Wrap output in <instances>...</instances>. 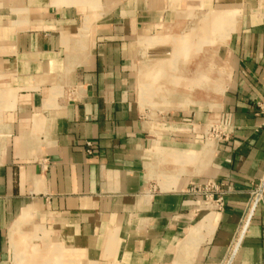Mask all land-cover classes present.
Here are the masks:
<instances>
[{"label":"crops","instance_id":"0c3cea01","mask_svg":"<svg viewBox=\"0 0 264 264\" xmlns=\"http://www.w3.org/2000/svg\"><path fill=\"white\" fill-rule=\"evenodd\" d=\"M259 105L264 0H0V264H264Z\"/></svg>","mask_w":264,"mask_h":264},{"label":"rangeland","instance_id":"374dc122","mask_svg":"<svg viewBox=\"0 0 264 264\" xmlns=\"http://www.w3.org/2000/svg\"><path fill=\"white\" fill-rule=\"evenodd\" d=\"M215 38V37H214ZM206 54V52H204V55ZM211 55L210 52L207 53V58H211ZM213 57H215V54L212 55ZM200 58H204L202 56L199 55ZM157 57H154L153 59H155ZM206 58V57H205ZM215 65L213 67V71H214V75H213V81L214 82H207L206 81L209 79H206L205 77L203 78L202 77V81L201 82H198L197 86H198V91L200 93H206V91L209 93L212 91H214V100H213V105L214 106H217L218 104V100H219V96L222 92V80H221V72L222 70L221 69H218L216 67V59H215ZM156 70V69H155ZM202 73V70L201 69H198V74ZM204 73V71H203ZM200 80V79H199ZM157 83H155V85L153 84V88L149 91H153V90H156L157 89ZM153 103L155 106L158 105L159 103V98L158 97H155L153 99ZM30 223V222H29ZM29 223H27L25 226H27ZM24 226V227H25ZM32 226V225H31ZM28 228H31L30 226ZM39 233H42L43 236H45V231L44 230H39L37 229V232L32 236V238H36V235L39 234ZM20 236L21 238H23V243H22V240L20 242V250H19V246L17 245L16 241H11V246L13 248V250L15 251V258H14V264H30V260L29 258H27L29 255V251H28V241L31 239V236H25L22 232L20 233ZM35 244H38L40 245V242H34ZM16 245H17V248H16ZM25 248H24V247ZM34 251V254L38 253L35 248L32 250V252ZM24 255V256H23ZM34 264L36 262H33ZM37 264V263H36ZM41 264H47V260H44L43 263Z\"/></svg>","mask_w":264,"mask_h":264},{"label":"built area","instance_id":"2783aa9c","mask_svg":"<svg viewBox=\"0 0 264 264\" xmlns=\"http://www.w3.org/2000/svg\"><path fill=\"white\" fill-rule=\"evenodd\" d=\"M259 108L260 111L264 113V105H259ZM88 145L90 146L89 143ZM190 192L202 196L204 198V204L207 207L212 206V204H216V207L222 206V198H219L217 200L214 199V194L218 193V187L212 182H208L203 186L192 187L190 189ZM260 196V192H256L255 194H253L251 204H254V202L256 203Z\"/></svg>","mask_w":264,"mask_h":264},{"label":"bare ground","instance_id":"6f19581e","mask_svg":"<svg viewBox=\"0 0 264 264\" xmlns=\"http://www.w3.org/2000/svg\"><path fill=\"white\" fill-rule=\"evenodd\" d=\"M154 71H155V73H157V69L155 70V69H153ZM198 72V71H197ZM151 75H153V73L151 74ZM202 75V74H201ZM207 74H205V71H204V73H203V78L205 77L206 79H208V77L206 76ZM199 82H201V80L199 81ZM1 142V141H0ZM23 216V218H22V220H20V221H17L13 226H12V228H11V230H10V236H11V240L12 241H16L15 239L17 238H15V236L16 235H20V229H22L27 223H29L30 221H31V219H30V216L28 215V213L26 212V213H24V215H22ZM247 224V223H246ZM22 243H23V241H22ZM24 247V246H23ZM25 248V247H24ZM36 249V248H35ZM24 256V255H23Z\"/></svg>","mask_w":264,"mask_h":264},{"label":"water","instance_id":"95a60500","mask_svg":"<svg viewBox=\"0 0 264 264\" xmlns=\"http://www.w3.org/2000/svg\"><path fill=\"white\" fill-rule=\"evenodd\" d=\"M263 189H264V182H263V185H262V187H261V189H260V194H262V192H263Z\"/></svg>","mask_w":264,"mask_h":264}]
</instances>
